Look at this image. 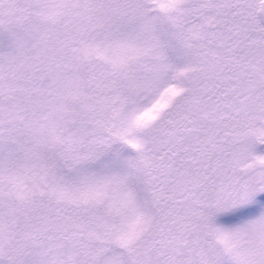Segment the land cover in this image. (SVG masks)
<instances>
[{
    "label": "snow or ice",
    "instance_id": "obj_1",
    "mask_svg": "<svg viewBox=\"0 0 264 264\" xmlns=\"http://www.w3.org/2000/svg\"><path fill=\"white\" fill-rule=\"evenodd\" d=\"M0 264H264V0H0Z\"/></svg>",
    "mask_w": 264,
    "mask_h": 264
}]
</instances>
